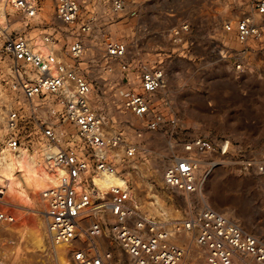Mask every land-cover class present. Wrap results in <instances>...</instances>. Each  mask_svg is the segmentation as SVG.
<instances>
[{"label":"built area","instance_id":"1","mask_svg":"<svg viewBox=\"0 0 264 264\" xmlns=\"http://www.w3.org/2000/svg\"><path fill=\"white\" fill-rule=\"evenodd\" d=\"M54 1L50 17L43 0H0V102L9 146L38 150L67 170L42 196L52 239L73 243L70 264H195L196 253L205 264H264V238L204 195V178L224 164L241 174L264 175V145L189 131L173 109L163 61H148L134 39L120 37L140 0ZM245 1L248 11L223 23L224 32L242 44L238 68L250 43L264 49V0ZM193 32L191 21L183 19L168 36L191 51ZM35 35L47 53L36 50ZM98 55L118 64L128 91L116 108L139 123L117 121L116 113L95 102L89 71L99 64ZM149 132L166 138L163 150ZM154 162L165 166L162 186L190 199L179 218L156 208L155 197L147 201L136 182L133 170ZM103 171L121 174L128 188L101 191L93 175ZM15 220L0 210V221Z\"/></svg>","mask_w":264,"mask_h":264},{"label":"rangeland","instance_id":"2","mask_svg":"<svg viewBox=\"0 0 264 264\" xmlns=\"http://www.w3.org/2000/svg\"><path fill=\"white\" fill-rule=\"evenodd\" d=\"M43 1L45 12L53 16L55 1ZM246 11L245 0H140L136 16L130 23L121 25L120 37L134 39L137 51L148 61L158 58L163 61L172 88L173 109L191 133L213 140L229 136L234 141L261 147L264 145V49L250 43L251 52L238 68L236 51L242 44L223 29L224 21H236ZM183 19L190 20L194 29L192 56L180 54L168 36L170 28ZM97 59L99 64L89 71L96 81V103L107 109L109 115L116 113L112 117L117 121L130 119L139 123L140 118L116 108L128 91L117 64H112L116 74L112 79L100 72L101 65L109 63L101 55ZM5 113L0 102V148L6 143ZM150 135L152 144L163 150L166 138L160 133ZM154 163L133 170L136 182L147 195V201L155 200L153 194L159 195L161 208L168 211L169 218H179L189 197L166 190L162 186L165 166ZM204 194L214 207L264 238V175L241 174L236 166L224 164L204 178ZM38 204L37 196L32 194L29 206ZM38 207L39 215L44 218V207ZM0 210L10 212L8 208ZM22 240V236L15 234L4 235L0 228L3 264H39L24 253ZM49 255L46 263L57 264L51 247ZM196 264L205 263L196 261Z\"/></svg>","mask_w":264,"mask_h":264},{"label":"bare ground","instance_id":"3","mask_svg":"<svg viewBox=\"0 0 264 264\" xmlns=\"http://www.w3.org/2000/svg\"><path fill=\"white\" fill-rule=\"evenodd\" d=\"M35 42L38 43L36 50H40L42 53L48 52V46L42 42L38 35H35ZM108 63L101 65L100 72L104 76L108 75L113 79L116 75L113 72V65L117 63ZM89 74L91 75L90 72ZM121 80L123 79L121 78ZM94 99L96 102V98ZM66 174V168L60 166L52 159H46L38 150L32 153L24 145L13 149L7 141L0 148V184L5 187V193L2 197L0 196V208H8L11 214L15 215L16 219L14 222L4 221L0 223V228L4 235L15 234L22 236V250L39 264H47L45 258L48 257L50 259V247L55 253L54 259L57 264H70L69 256L73 243L55 242L48 230L45 212L43 213L44 218L38 213V206L46 208V202L42 196L43 191L50 186L59 184L62 177ZM93 180L100 190L104 192L113 186H119L124 189L128 188L127 179L117 172H98L93 175ZM32 194L37 196L39 200L38 206H29ZM152 196L156 198V201L153 202L154 206L156 208L162 207L158 197L156 195ZM134 202L135 204L137 203L136 200ZM184 240H187V238H184ZM1 254H5V252ZM193 258V263L195 264L196 261L204 262V259L198 253ZM235 262L242 264L241 260H235Z\"/></svg>","mask_w":264,"mask_h":264},{"label":"crops","instance_id":"4","mask_svg":"<svg viewBox=\"0 0 264 264\" xmlns=\"http://www.w3.org/2000/svg\"><path fill=\"white\" fill-rule=\"evenodd\" d=\"M186 45H183V46H178L176 47L175 49H178V51H180V54L184 55V56H188V55H191L192 56V53H193V49H191V51H183V48L185 47Z\"/></svg>","mask_w":264,"mask_h":264}]
</instances>
